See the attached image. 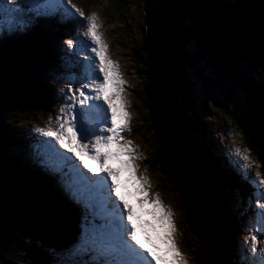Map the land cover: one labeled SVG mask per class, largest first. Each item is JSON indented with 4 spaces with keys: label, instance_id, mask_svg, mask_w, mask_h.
<instances>
[{
    "label": "trees",
    "instance_id": "trees-1",
    "mask_svg": "<svg viewBox=\"0 0 264 264\" xmlns=\"http://www.w3.org/2000/svg\"><path fill=\"white\" fill-rule=\"evenodd\" d=\"M119 1L124 4L123 0ZM136 3L143 13V23L137 25L143 39L137 60L142 65V90L147 113L145 128L153 141L156 168L175 183L184 211H190V217L185 215V218L199 241L205 262L244 264V259L230 243V236L237 231L239 223L228 206L231 200L229 189L234 193L239 186L224 171H218L220 166L214 143L209 138L210 127L204 121L207 109L204 97H200L186 68L193 70L204 92L221 88L222 80L217 79L220 77L242 93L243 100L237 96L225 100L224 107L233 103L244 112L240 114V121L234 119L231 112L230 116L259 154L258 162L264 171V155L260 154L262 145L252 115L255 106L264 120V83H259L252 74L254 69L264 71V0H137ZM198 6L231 19L233 29L214 35L213 39L211 35L203 38L198 26L201 20L196 9ZM127 11L125 5L123 20ZM12 14L14 16L6 21L1 19L4 22H0V30H11V20L17 19L21 13ZM155 24L174 49V60L166 71H157L154 62L151 28ZM133 28L136 32L137 28ZM39 31L37 28L34 32ZM0 38V245L10 243L13 229L28 233V242L36 243L35 233L50 240L39 224L31 226L28 216L32 215L57 230L51 234L53 238L56 235L59 239L70 237L71 227H74L70 221L72 211L56 200L51 185L40 186L44 183L21 168L18 158L12 157L8 151L17 142L11 126L13 119L28 114L30 110L43 112L44 107L58 99V92H53L45 79L29 71L31 65L27 63L33 59L23 58L24 53L31 51L37 60L46 51L31 41H27L28 49L21 50L19 42L10 40L9 32ZM201 38L223 54L220 66L211 59ZM150 116L153 120L149 119ZM207 157L217 171L207 164Z\"/></svg>",
    "mask_w": 264,
    "mask_h": 264
},
{
    "label": "snow or ice",
    "instance_id": "snow-or-ice-1",
    "mask_svg": "<svg viewBox=\"0 0 264 264\" xmlns=\"http://www.w3.org/2000/svg\"><path fill=\"white\" fill-rule=\"evenodd\" d=\"M26 10H31L30 14L21 18L11 30H0V36L5 32L25 31L33 19L41 16L60 14L70 18L75 15L86 21L83 34L90 45L85 48L94 55V58L84 55L90 63L82 70L81 85L69 86L66 92L64 88L60 89L65 101L72 103L62 102L55 117L49 115L44 127L34 128L40 137L49 138L41 141L43 148L35 152L40 165L50 174L62 178L71 173L70 181L62 179V187L84 211L77 240L65 249H49L52 264H189L179 247L171 209L161 202L158 194L150 192L147 175L137 176L136 162L142 157L133 141L123 135L131 133L132 119L127 111L129 105L122 96L125 81L121 78L119 65L106 55L108 46L99 33L101 25L97 13L86 15L72 0H0V12L24 13ZM65 43L69 49L74 48L72 39ZM77 94L81 105L79 111L74 107ZM93 99L104 101L106 115L97 114L95 124L86 126L83 122L85 110L93 108L90 103ZM248 152L244 149L242 155L239 148L235 149V154L245 161L244 165L237 164L240 174L254 189H264V176L257 172L253 178L247 171L254 163ZM72 156L91 176L72 160ZM109 161H116L131 181L122 184L120 171H113ZM255 194L257 223L255 229L249 231L245 244L249 264H264V246L257 238L259 232H264V191ZM133 196L141 211L151 219H143L128 202ZM0 264H3L2 260Z\"/></svg>",
    "mask_w": 264,
    "mask_h": 264
},
{
    "label": "rangeland",
    "instance_id": "rangeland-1",
    "mask_svg": "<svg viewBox=\"0 0 264 264\" xmlns=\"http://www.w3.org/2000/svg\"><path fill=\"white\" fill-rule=\"evenodd\" d=\"M74 4H76L78 7L82 8L85 14H90L92 12L97 13L98 15V23L101 25L99 29V33L102 36L103 41L107 44V53L106 55L116 64L119 65V71L121 73V78L125 81V91L122 93L123 99L128 103L129 107L127 111L130 113L132 119L130 121V128L131 133H124L123 135L127 139H131L134 143V145L137 148L138 154L142 157V159L138 160L136 164L139 166V171H137V176L140 174H145L149 178L150 184H154L153 191L155 194H158V192L161 195V202L168 206L172 213H176V216L174 219L177 221V225L175 226L177 229V238L179 239V247L183 255H185L188 258L189 264H212L211 261L205 262V260L202 257V249L200 248L199 241L195 237V233H193V230L191 229L190 225L188 224V221L185 218V215L187 213L190 216V211L187 209V211H184L183 205H182V199H180L179 193L176 191L175 183L171 181L166 174L163 172L161 173L158 168H156L157 163L154 159V151H153V141L152 138H150L147 134L145 126L147 125L146 120L147 117L145 114V101L143 99V83H142V65L138 62L137 57L139 54V51L141 50L142 46V33L139 32L138 24L142 22L141 16L143 15L140 8L137 7V0H123L124 4L121 3L119 0H72ZM126 5V11L129 9L126 14L124 15L123 20V8ZM146 14V13H145ZM77 18L81 21V23L75 28V31H73V34L75 36L79 35V31H82V39L78 41V45H80L81 41H86L88 45H90V41L86 36H84V32L86 31V21H83L80 17L77 16ZM126 21V24L124 22ZM143 23V22H142ZM137 28L136 32L134 28ZM140 35V37H139ZM73 39V37H65L62 40V44L67 48V52L64 53V60L68 58L67 53L69 55H73V49H69L67 44L65 43L68 39ZM75 43V41H74ZM85 54H82L81 57L84 58ZM88 56L93 57L94 55L89 51ZM78 61L81 62H87L90 63V61L85 59H78ZM45 65V64H44ZM41 65L38 68L43 71L42 69H49L48 66ZM88 64L83 65V69H87ZM66 69V68H65ZM188 71V68L186 69ZM259 70V69H257ZM68 69L66 70H60L61 76L63 79L66 78ZM97 75L98 72L96 73ZM226 74H229L226 72ZM42 77V76H40ZM99 78L102 80L103 77L99 76ZM218 81L222 80L225 81V78H217ZM65 85L69 86H76L77 85L73 83H68L67 81L64 82ZM221 88L214 89L213 91H205V105L208 107V109L211 111L212 117L210 118V122L206 121L207 124L211 123L214 125L212 129L214 128H225L226 130L220 133V146L214 147V150L220 151V149H223L225 151L224 145L226 143H229L232 140H236L237 142L234 144H228L226 152L231 154L232 157H236L240 160L241 165L245 164V161L235 154V149L239 148L241 150V154H244V149H248V154L251 157V160L254 162L253 166L248 168L247 171L251 172L254 175L257 172L261 174V176H264V171L262 170V165L258 161L259 154L253 153L247 144H240L242 139L238 136L237 133V127L235 126L233 120L231 119L230 112L232 114V117L236 120L240 121V114H243L239 108H236L233 103H231V106H225L221 99H218V96L215 93H219L223 96V93H225V84H219ZM198 88V86H197ZM67 89V88H66ZM67 90H65L66 92ZM85 92H88V89H84ZM228 92V89L226 90V93ZM233 93V92H232ZM63 101L62 102H68L72 103V101H65L64 94H62ZM71 95V94H69ZM92 96H94V93H91ZM203 96V94L201 95ZM212 98L215 102H221L219 106L215 105V102L212 101ZM239 98L243 100V96L239 94ZM61 102V103H62ZM61 103L56 108L52 109H45L43 112H36L31 111L28 112V114L20 115L17 118H14L13 123L14 127H17V123H23L24 121V127L28 129V132L36 134L39 136L38 133L34 131L35 127H44L48 121V116L52 115L55 117V115L58 114V109L61 106ZM90 103L93 105V108L97 113L94 114H85L84 118V124L91 123V120L94 119L96 122V117L98 114L97 105L101 106L103 110L99 109L100 116L106 115V109L107 105L104 103L103 100L95 101L94 99L90 101ZM115 103V102H114ZM76 106H81L79 104V96L77 94V101L75 103ZM242 106V105H240ZM233 107V108H232ZM88 113H91V109H86ZM40 117H38V115ZM150 120H153V118H149ZM18 120V121H17ZM32 129V130H30ZM40 137V136H39ZM44 138V137H43ZM49 139V138H44ZM208 139V137H207ZM241 140V141H240ZM54 143V142H53ZM84 143L88 144L89 148L92 147V145L89 142L84 141ZM217 144V143H216ZM58 145H56L57 147ZM59 147V146H58ZM12 154H16V152L12 149ZM67 155L71 156V154L66 153ZM228 156V155H227ZM149 157V158H148ZM76 160V158L74 157ZM152 160V161H151ZM77 162H80L76 160ZM263 163V162H262ZM264 164V163H263ZM147 165H152L149 171H147ZM148 166V168H149ZM109 167L112 169H116L120 171V177L121 182L125 181H131V177L129 176V179L127 178V172L122 171L119 169V165L116 161H109ZM143 168L145 171H143ZM83 170V169H82ZM120 179V178H119ZM129 181V182H130ZM130 186V183H129ZM123 191V189H122ZM261 191H264V189H261ZM234 200V199H233ZM128 202L137 210V213L142 216L143 219H149L148 214H145V212H142L140 208L135 204L134 196L128 198ZM81 206L78 205L77 208ZM147 207V206H145ZM186 213V214H184ZM193 221V220H192ZM77 226H80L79 223L76 222ZM181 229L182 233L178 228ZM242 230L245 231L246 228L242 226ZM15 236L11 238L10 241V247H15L21 249V246L27 248V235L20 230L13 229ZM249 231L248 230L246 234H243L242 236V242L245 244V238L247 237ZM181 233L182 236H178V233ZM234 245V244H233ZM261 245L264 246V242H261ZM37 246V247H34ZM235 246V245H234ZM28 248H35L38 250V252H41L42 248L37 244H28ZM8 249L11 251V254L9 253L8 258L6 259H0L3 261V264H29L27 260L24 259L22 256V253H17L10 249L8 245H0V252H7ZM246 251L248 252V248H246ZM13 253V256H12ZM50 258H52L50 256ZM49 258V259H50ZM236 264H239L238 262Z\"/></svg>",
    "mask_w": 264,
    "mask_h": 264
},
{
    "label": "water",
    "instance_id": "water-1",
    "mask_svg": "<svg viewBox=\"0 0 264 264\" xmlns=\"http://www.w3.org/2000/svg\"><path fill=\"white\" fill-rule=\"evenodd\" d=\"M178 3L180 4V2H178ZM210 17L211 18H209L207 16H203V18H202L201 16H199V18H201V20L198 22L200 24H198V23L197 24L200 27L203 38H209V36L211 35V39H213L214 35H219L223 31L222 28H218L215 25L216 22H220L223 19L222 18L223 16H221L218 12L213 11V13H210ZM161 20L163 21V19H161ZM227 22H228V25L231 24V21H229L228 19H227ZM190 23H191V20H190ZM197 24H195L194 27L196 28V30L198 32ZM151 38H152V43H153L154 62L156 65V69L165 70L171 65V63L174 60L175 55H174L173 47H172L170 41L168 40V38L166 37V35L162 32L160 27L156 24L151 28ZM203 38H201V40L207 46L206 51L208 52V54L210 55V57L214 61V63L216 65L220 66V64H221L220 61H221V57L223 54L220 51L216 50L214 45L211 46L210 42L203 39ZM144 76H145V78L147 77L146 72H144ZM233 96L234 95H233L232 91L230 89H228L226 97L231 98ZM253 117H254V120L256 122L255 127H256V130L258 132V139L260 140V143L262 145V153H260V154L263 156L264 155V130L262 129V126L260 124L259 117L255 113H253ZM242 140H243L242 142L244 144H247L248 146L250 145V143L247 141V139L244 135H242ZM249 147H250V150L256 154V152L254 151L252 146L250 145ZM151 167H152V165L149 166V170ZM127 176H129V175L127 174ZM150 185H151L150 192L154 193V191H153L154 184L151 183ZM158 196H159V198H161V195L159 192H158ZM134 201L136 204V198L135 197H134ZM138 208H139V206H138ZM26 214H27V212H26ZM187 215H188V217H190L188 213H187ZM27 216H28V214H27ZM173 216L175 217L176 213H174ZM148 218L151 219L150 215L148 216ZM28 219L30 220V224L32 227H34L33 226L34 223L39 224L41 231L45 235L48 234L49 235L48 237L50 238V240H49L47 237H41V235L38 236L35 233V234H33V236L37 238L36 239L37 241L34 244L41 245L44 247H59L61 245V243H62L61 239L64 238V236H62L61 239H59L57 235H56V238H53L51 236V234H54L55 232H57V230L55 231L54 228L50 224H48L45 220L41 219L37 215H32V217L28 216ZM174 223L176 226L177 221L175 219H174ZM178 229L182 233L181 229L180 228H178ZM180 232L178 233V236L181 237L182 234ZM34 247H37V246H34ZM32 252H33L34 258L31 261V263H29V264H45L44 260H42V253L41 252H38V250L35 248L32 249ZM36 252L38 253V257H37ZM35 255H36V257H35Z\"/></svg>",
    "mask_w": 264,
    "mask_h": 264
},
{
    "label": "bare ground",
    "instance_id": "bare-ground-1",
    "mask_svg": "<svg viewBox=\"0 0 264 264\" xmlns=\"http://www.w3.org/2000/svg\"><path fill=\"white\" fill-rule=\"evenodd\" d=\"M15 19V21H17V23H18V18L16 19V18H14ZM226 19H228L229 21H231V19H229V18H226ZM19 21H20V19H19ZM74 23H79V22H74ZM30 29H31V31H35L37 28H35V27H33V25L31 24L30 25V27H29ZM67 56H68V53H67ZM161 69H157V71H160ZM98 110V114H99V108L97 109ZM100 115V114H99ZM207 123V122H206ZM15 137V139H16V141H20V138L18 137V136H14ZM38 138V137H37ZM35 139H36V137H35ZM78 209V211H80V213H83L84 211H83V209H82V207H79V208H77ZM73 218H75V216L73 215V214H71L70 215V221H71V224H73V226L74 227H71V230H72V234H73V236H75V232H79L80 231V226H77L76 225V222H74L73 223ZM36 254H37V257H38V253L36 252ZM21 257H23V255L21 256ZM35 257H36V255H35ZM42 263V262H41Z\"/></svg>",
    "mask_w": 264,
    "mask_h": 264
}]
</instances>
